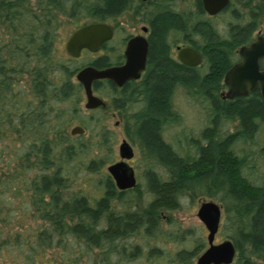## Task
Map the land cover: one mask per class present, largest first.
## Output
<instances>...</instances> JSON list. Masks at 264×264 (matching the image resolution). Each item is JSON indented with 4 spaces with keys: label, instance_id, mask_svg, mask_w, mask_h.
Returning a JSON list of instances; mask_svg holds the SVG:
<instances>
[{
    "label": "rangeland",
    "instance_id": "1",
    "mask_svg": "<svg viewBox=\"0 0 264 264\" xmlns=\"http://www.w3.org/2000/svg\"><path fill=\"white\" fill-rule=\"evenodd\" d=\"M194 2L120 0L111 5L106 0H0V264H100L97 251L85 248L66 229L73 223L66 203L78 194H100L104 178L110 177L106 166L119 160L117 148L122 139L132 147L127 163L133 169L135 185L122 199H111L106 207L94 209L87 226L106 225L150 200L145 177L167 180L172 169L161 162L146 163L140 154L139 131L149 117L156 123V137L181 157H198L196 144L207 140L201 135L204 128L215 126L218 138L237 130V109L211 123L209 102L193 92L199 82L221 79L227 67L224 63L211 67L206 56L189 73L168 82L167 92L153 105L152 94L145 89L147 98H136L123 110L124 102L102 83L95 93L105 106H84L83 91L75 78L77 69L90 62L97 67L115 62L120 38L146 23L151 29L159 14L177 18L176 27L169 26L162 35L171 51L175 45L196 50L219 39L245 40V31L239 36L231 28L235 22L229 9L212 18L211 28H205L199 24L204 13ZM189 13L190 33L184 37L175 28L184 27L181 17L189 18ZM92 22L112 26L113 38L95 54L82 52L79 57H70L65 51L66 39L76 27ZM244 23L243 19L237 24L241 27ZM101 55L105 59L93 61ZM32 66L43 70L40 90L30 85L27 71ZM157 111H168L170 120L160 124L152 118ZM123 112L134 118L122 122ZM75 126L81 131L71 133ZM263 145L264 125L258 124L249 136L236 134L231 148L247 159L239 170V181L217 189L180 192L177 208L161 213L159 225L165 235L147 238V245H142L144 237L133 238L130 243L142 246L141 255L125 264H195L207 246V231L196 217L201 201L221 206L213 243L228 238L231 229L225 220L223 204L228 198L224 191L248 194L250 189L264 190ZM152 247L160 253L147 256ZM191 251L193 256L186 258ZM176 255L186 260L178 261Z\"/></svg>",
    "mask_w": 264,
    "mask_h": 264
},
{
    "label": "trees",
    "instance_id": "2",
    "mask_svg": "<svg viewBox=\"0 0 264 264\" xmlns=\"http://www.w3.org/2000/svg\"><path fill=\"white\" fill-rule=\"evenodd\" d=\"M119 1L106 0L111 5H116ZM176 20L177 18L170 13H162L156 17V22L152 25L151 53L155 55L152 63L155 64L156 72L147 86V90L152 94V101L159 98L162 93L165 94L168 82L176 79L180 73L174 67H170L164 59L165 47L162 41L164 30L176 25ZM218 45L227 51L226 56L229 58L230 50L227 46L231 47V44L222 41ZM219 55L221 59L213 58L210 61L214 64L227 62L226 57ZM27 76L31 87L40 90L44 78L42 68L32 66L28 69ZM193 92L209 102L211 123H215L218 118H226L234 108L237 109L239 112L237 130L218 138L215 126L204 128L201 135L207 140L204 144H196L198 157L196 155L189 157L187 154L181 157L169 144L156 137V123L151 122L152 119L149 118L141 125L139 131L140 154L146 163L161 162L172 169L167 180L153 176L145 177L146 187L151 194L150 200L140 209L95 228L87 226L94 209L106 207L111 199H122L130 189L117 190L106 176L98 196L78 194L66 203V212L73 220L66 229L80 239L85 248L97 251L100 264H125L126 261L141 255L142 246L130 243L133 238L144 237L146 240L142 245H147L149 242L147 238L157 239L158 236L165 235L159 225L161 213L177 208L180 192L189 189L204 191L217 189L239 181V170L247 163V159L244 155H237L232 150L231 143L236 134L249 136L258 124L264 125V107L259 97L252 92L245 97L221 99L216 85H205L201 82L196 85ZM166 116L167 113H160V124H163ZM251 190L248 194L239 191L229 192L230 189L224 191L225 197L228 198L223 204L225 220L231 229L228 238L236 251L232 264H264V190ZM152 252L155 256L160 250L152 247L147 256ZM188 254L186 258H191L194 251ZM176 259L181 262L186 260L177 255Z\"/></svg>",
    "mask_w": 264,
    "mask_h": 264
},
{
    "label": "water",
    "instance_id": "3",
    "mask_svg": "<svg viewBox=\"0 0 264 264\" xmlns=\"http://www.w3.org/2000/svg\"><path fill=\"white\" fill-rule=\"evenodd\" d=\"M209 13L220 9L226 0H202ZM110 29L102 22L83 24L75 29L65 41V51L70 56H78L81 49L94 51L109 39ZM125 54V63L120 66H112L104 69H96L90 66L82 68L76 74V79L81 83L85 97V107L92 108L98 105L99 98L92 95L90 82L96 78H111L118 84L128 77L136 76L143 67L145 47L140 38L129 39ZM240 60L232 65L224 75L227 86L225 97L245 96L251 90L257 88L264 106V69H259L258 58L264 56V36H260L246 46L241 47ZM178 59L190 65L199 61V56L192 48H181L178 51ZM75 128L71 133H75ZM119 160L106 166V171L113 180L118 190H125L135 185V177L132 168L126 162L133 155L131 147L122 140L117 148ZM221 206L213 201H201L196 210V217L203 224L206 233L207 246L196 257L195 264H230L233 260L235 249L232 241L226 238L213 243L214 235L218 229L221 214Z\"/></svg>",
    "mask_w": 264,
    "mask_h": 264
},
{
    "label": "flooded vegetation",
    "instance_id": "4",
    "mask_svg": "<svg viewBox=\"0 0 264 264\" xmlns=\"http://www.w3.org/2000/svg\"><path fill=\"white\" fill-rule=\"evenodd\" d=\"M262 1L263 0H236L235 3H232L230 0H226L225 4L220 9H218L214 13H209L207 11V9L204 7V4H203L202 0H195L194 7L200 8V10L202 11V14L204 13L203 19H201L199 21V24L201 26H204L205 28L206 27L207 28H211L212 27V24H211L212 18H215V17L219 16L222 12H224L225 10L229 9L228 11L231 14V17H233V22H235L233 25H231L232 26L231 28L232 29H236L235 34L237 35V33H238L239 36H241L242 33L245 31V40H241V41L237 42L235 39L230 38V40L229 39H219L218 41H216V42H214L212 44H208L207 43V44L203 45L202 47H200L199 49L195 50L196 53L199 56V61L196 64H194V65L187 64V63L182 62V61H180L178 59V51L181 48H185L187 46H185V45H181V46L180 45H175L174 46V51H171V47L172 46L169 43H166V41L165 42L163 41V45L165 47L164 59L167 61V63L170 65V67H174V69H176V71H180V73L178 74L180 76L181 73H183V74L184 73H189V70H191L193 66L198 65V63L200 62V60L204 56H206L210 60L213 59V58L215 60V58L216 59H221L222 57L219 54H222L224 57H226L227 62H223V63L226 64L227 67L224 70L221 79H219L215 83H204V84L205 85H216L217 89H218L219 97L221 99H231V98L225 97V92L227 90V86H226V84L224 82V75H225L226 71L232 65H234L235 63H237L240 60L239 51H240L241 47L248 45L249 43H251L252 41H254L255 39H257L260 36H264V6L262 5ZM188 16H189V18L183 17V16L181 17L182 22L185 23V25H184V27L186 26L185 28L184 27H182V29H178V28L176 29L175 28V30L177 32H179V33H182V35L184 37L186 35H189V33H190L189 32L190 29L187 27L189 25V20L191 18L190 17V13H189ZM243 19L245 20V23L240 27L237 23H238V21H240V20L242 21ZM155 22H156V18H155V20H153L152 25ZM103 23L106 24L108 26V28L110 29V32H111L110 38L107 39L106 41H104L99 46V48H97L94 51H89V50L84 49V48L81 49L79 54H78V56H76V57H79L82 52L95 54L96 52H99V51L103 50L105 48V45L113 38L114 31L112 29V26H110L109 24H107L105 22H103ZM261 24H262V26H261ZM78 27H80V26H78ZM78 27H76L75 29H77ZM174 27H176V26L174 25ZM151 34H152V28L149 29V26H148L147 23H146V25H140V27L138 28V31L134 32L133 34L132 33H127V34H125L124 36H122L120 38V43H119L120 52H119L118 55H116L115 62L108 63V65H102L100 67L93 66L91 64V62H90L89 64L83 65L82 67L77 69V72H78L82 68L87 67V66H90V67H93V68H96V69H104V68H107V67L123 65L125 63V59H126L124 51L126 49V46H127V43L129 41V39H131L133 37H137V38H140L143 41V43H144L145 54H144L143 67L137 73V75L133 76V77L125 78L119 84L114 79H111V78H96V79L91 80V82H90L91 93H92V95H94L97 98H99L100 102L98 103L97 106L92 107V108H86L85 107L86 109H95L98 106L99 107L105 106V102L103 101V99L101 97L97 96L96 93H95V91L99 88V85H101L102 83L103 84L104 83L108 84L111 87V89L117 94L116 95V99L121 100V101L124 102L123 110L126 108L127 104L129 102L133 101L134 99H136V98L144 99V98L148 97L147 94H146L145 89H147V86L150 83V80L152 79V77L154 76V74L156 72V69H155V66H154L155 64L152 63V61L155 59V57H154L155 55H153V53H151V37H152ZM222 41H226L227 43L231 44V47L227 46V49L230 50L229 58L226 56L227 51L223 50L222 47H220L218 45ZM188 48H190V47H188ZM70 57H73V56H70ZM76 57H73V58H76ZM105 57H106L105 55H101V56H98V57L94 58L93 61H101V60L105 59ZM231 60H234V62H231ZM211 61H210L211 67H214V66L217 67L219 65V63H215L214 64ZM258 65H259V69H264V56L258 58ZM77 72H76V74H77ZM76 74H75V78H76ZM76 81H77V79H76ZM77 84H78L79 88H81L82 91H83L81 83H79L77 81ZM195 88H196V85H195ZM252 92H255L257 94V96L259 97V99H260V96H259L257 88L251 90L245 96H248ZM83 95H84L85 102H86V97H85L84 91H83ZM245 96H243V97H245ZM201 97H203V96H201ZM233 97H237V96H233ZM112 100H111V103H112L111 106L115 107V104L113 103ZM156 101H157L156 99L151 101V104L153 105L154 103H156ZM260 101H261V99H260ZM84 106H85V103H84ZM168 111H164V114L167 113V116L165 117V119L163 121V124L166 121L170 120V116H169V112ZM123 113L124 114H123L122 122L123 121L124 122H128V120L130 118L131 119L134 118L133 115L132 116H130V115L128 116L126 112H123ZM161 113H163V112H161ZM152 118H154L155 120H157L160 123V112L157 111V113L155 115H153ZM73 128H75L77 131H81V128L79 126H75ZM161 128H162V126H161ZM122 140L127 142L125 139H122ZM127 144L131 147L129 142H127ZM131 149H132V147H131ZM138 149H139V146H138ZM128 165H129V163H128ZM109 178L112 181V184L114 185L113 180L111 179V177H109ZM235 254H236V251L234 253V256H235ZM233 261H234V257H233L232 262Z\"/></svg>",
    "mask_w": 264,
    "mask_h": 264
}]
</instances>
